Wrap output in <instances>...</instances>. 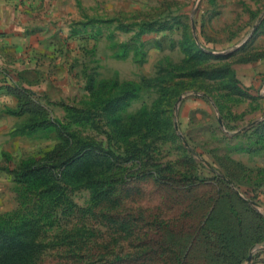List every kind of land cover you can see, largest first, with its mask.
I'll use <instances>...</instances> for the list:
<instances>
[{"label":"rangeland","instance_id":"obj_1","mask_svg":"<svg viewBox=\"0 0 264 264\" xmlns=\"http://www.w3.org/2000/svg\"><path fill=\"white\" fill-rule=\"evenodd\" d=\"M35 17L0 69V227L33 231L35 264H228L207 252L224 215L264 220V0Z\"/></svg>","mask_w":264,"mask_h":264},{"label":"trees","instance_id":"obj_2","mask_svg":"<svg viewBox=\"0 0 264 264\" xmlns=\"http://www.w3.org/2000/svg\"><path fill=\"white\" fill-rule=\"evenodd\" d=\"M242 214L247 216L246 219L249 217V222H251L249 227V223L241 217ZM263 223V218L248 208H243L240 214L233 212L230 215L227 213V216L225 214L217 230H224V233L219 234L216 231L212 234L214 239L208 242L207 252L222 259L229 256L230 258H226L228 264L240 263L239 261L247 259L248 252L250 255V249L264 239V235L260 237L262 233L258 232ZM245 229H248L249 233L245 232ZM251 230L256 231L251 233ZM32 234L31 229L23 231V229L0 227V264H35L36 256L32 254L36 251L37 245L34 241L32 242ZM241 237V242H239L238 239ZM261 255H257L255 259Z\"/></svg>","mask_w":264,"mask_h":264},{"label":"crops","instance_id":"obj_3","mask_svg":"<svg viewBox=\"0 0 264 264\" xmlns=\"http://www.w3.org/2000/svg\"><path fill=\"white\" fill-rule=\"evenodd\" d=\"M43 0H0V69L9 70L11 58L21 55V48L34 38L38 6ZM13 68V67H11ZM259 258L247 264H264V247L256 249ZM256 255V256H257Z\"/></svg>","mask_w":264,"mask_h":264}]
</instances>
